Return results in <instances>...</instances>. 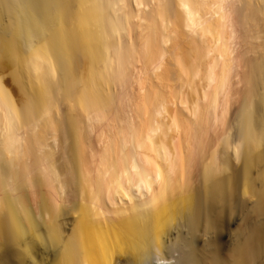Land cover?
I'll return each instance as SVG.
<instances>
[{
	"label": "bare ground",
	"instance_id": "6f19581e",
	"mask_svg": "<svg viewBox=\"0 0 264 264\" xmlns=\"http://www.w3.org/2000/svg\"><path fill=\"white\" fill-rule=\"evenodd\" d=\"M227 1L0 0V238L31 216L52 225V264L212 262L223 237L206 225L221 218L186 194L194 164L208 153L207 187L222 145L236 163L264 145V0H232L229 11ZM234 17L249 42V100L223 137L242 76ZM46 186L79 202L51 205L42 192L34 206ZM248 226L238 238L254 255ZM10 254L0 264H20Z\"/></svg>",
	"mask_w": 264,
	"mask_h": 264
},
{
	"label": "rangeland",
	"instance_id": "374dc122",
	"mask_svg": "<svg viewBox=\"0 0 264 264\" xmlns=\"http://www.w3.org/2000/svg\"><path fill=\"white\" fill-rule=\"evenodd\" d=\"M233 1L232 0L227 1V2H229V4L226 3V5L228 6L227 7L228 11H229V8L231 7V5L233 4ZM237 1L235 0V3H238ZM234 20L236 21L235 22V24H236L235 28H237V29L239 28L238 30H236L237 31L236 34H237L238 31L240 30V27H238L239 22L237 21L236 18ZM234 20H233V23H234ZM240 31H239L240 35L236 36V37L239 36L240 38L238 37L237 40L236 39L234 40L235 42L237 41L238 49L236 48L237 47L236 43H234V45H236V47L234 45L233 46L237 49L235 51L237 56L236 55L235 56L237 58L240 56L238 59H241V60H238V62H241L240 63L241 68L239 69L240 76L242 75L240 77L241 78V84L236 85L238 89H235V93L236 92L237 93L234 96V98L232 99L231 105L229 107L228 116L226 118L227 121L225 122L226 126H224L225 129L223 128V131L220 132L223 135V137L228 135L229 132L232 133L231 136H234L236 134V131H234L235 127L233 128V126H235L234 123L236 121L235 119L237 117V113L239 112L241 106L243 105V102H245L246 99L249 100V97H247V96H249V91H248L249 87L247 85H245V82H244V80H246V74H247V73L245 74V72H248V68L245 69L246 68L245 63H244L245 59L242 61V57L245 58L247 56V54H246L247 48L245 46V43L248 42V41H246L248 39L246 38V36H244V33H241ZM250 46L251 45L249 44V47ZM169 47H170V45H169ZM247 47H248V45H247ZM169 54H170V56L168 55V57L170 58L172 54L171 53H169ZM244 54H246V56ZM168 57L166 56L167 60L169 59ZM139 76H141V75H139ZM137 77L138 76H136L134 82L136 81V79L141 78V77H138V78ZM243 77H245V78H243ZM139 79H138V81H139ZM134 82L132 84L137 83V81H136V83H134ZM138 85L139 84L132 85L131 89L133 90V88H134L133 91L131 90L132 96H133V93L134 94L138 93V90H139ZM135 86H138V87H135ZM136 96H135V98H136ZM138 97H139V95H138ZM137 99L138 98H136V100ZM133 101L136 102L135 100H133ZM258 103H260V102H258ZM259 107L262 108V106L260 104H259ZM257 116H258V120L260 122H262L264 119V113H260L259 111H257ZM107 124H108V126H107ZM97 125L98 126L94 127L95 132L94 131L92 132V134L94 136L91 134V139L93 137V140H94L97 137L95 139V141L98 140V138L100 137V135L103 132L106 133L107 129L112 127V123H111V120H107V121H104L103 123L97 124ZM214 137H215L214 136V130L211 129V131L208 135V140H207V144H206L207 149H209ZM246 148L247 149H245L246 151L244 152V156H243L242 160L239 163H236L233 160H231V157H230L231 151L229 154H227L225 152L227 149L222 145L220 147V150L222 149L221 150L222 152H221V156H220L221 160L219 161V165L217 168L218 173L216 176H214L213 180L207 185V187H203V185H201L202 182H201L200 176H201V172L203 170L204 164L206 163L205 161L207 159L208 153L205 154L202 159L199 158L200 159V160L198 159L199 162H196L197 165H196V163L194 164V167L195 166L196 167L195 168L193 167L194 171L192 173H194V174H193L192 183L190 184L191 186L189 187L186 194L189 195V197L192 201L203 202L204 200H206V201L210 202L211 204H213V207L216 206L215 207L216 209L214 208L213 211L216 213L217 217L219 216V219L220 218L222 219V220L218 219L219 221L217 220L218 222H215L214 224L208 223L206 225V229L209 232H211L212 235H214L215 239H216L217 235H218V237H220V235H221V237H223L222 238L223 241L221 242V244L216 243L217 239L215 240L216 242L214 241L215 244H213L214 246H212L213 251H214L213 252L214 256L210 259V260H212L213 263L211 262L210 264H232V263L233 264H236V263H239V264L240 263L241 264H243V263L244 264H264V145L259 150H253V149H250L249 147H246ZM228 160H229V162H228ZM53 190L54 189H52L51 186L50 187L46 186V187H41L40 189H36L35 194L40 193V195L34 196L36 204H33V203L32 204L34 206H36L37 204L40 203V200H41L40 197H41L42 192L50 200L49 202L51 205H56L58 202H59L58 204H62V202H63L64 205L68 206L71 204V202L72 203L79 202V198L77 200V198L76 197L74 198L73 195L70 196L71 193L67 190H66L67 191L66 193L67 194L70 193V194H68V196H66L65 192H62L63 197L61 195H59L61 191H55V190L53 191ZM61 197H62V199H61ZM55 198H56V200H55ZM32 199H33V197H32ZM32 199L30 198V200L33 202L34 199L33 200ZM55 201H56V203H55ZM26 202H29V200H27ZM69 202H70V204H69ZM239 203H240V205L243 204V206H241V208L243 207L244 209L239 208L240 210L236 211L234 209L235 210L234 211L233 207L237 206V204H239ZM62 206H63V204H62ZM245 206H248V208H245ZM233 213H234V215H233ZM224 217H226V218H224ZM252 220H253V226L251 227L252 228L251 230L253 231V237H252L253 240L252 241H253V246L255 248L253 250L252 254H254V255L246 254V251H245L246 246L245 245H247V240L244 238L245 241L244 240L240 241L238 238V236L240 234H243L242 233L243 230H245L244 234L247 231L248 232L250 231V228L248 225H249V222ZM14 221H15V222H13L14 234H12V238L11 239L9 237L4 238L2 236H1L2 238H0V244L3 245V247L0 248V255H2L3 252L8 253V254L11 253L10 256H11V259L13 258L12 259L13 263L52 264V262H54L53 257H54V254L56 253L55 252L57 249L56 247L58 245H56L57 243L54 242L55 239H52V237H53L52 233L53 232L50 231L51 230L50 227L52 226L51 223L50 222H43V220L40 219L39 220L40 223L38 221V224L36 222V225H35V222H34L35 220H33V217L30 216V218H29L28 216H25V220L23 219V222L21 221L22 222L21 226L23 223H24L23 228L25 226V228L23 229V228H20L21 226L18 227L20 222L16 223V220H14ZM16 224H17V226H16ZM49 224H50V227H49ZM48 227L50 229H48ZM65 228L67 229L66 231H68L70 229V225H68V224L65 225ZM46 229H48V231L52 232V233H48ZM22 230H24V231H22ZM39 230H41V232L42 231L43 232L41 233ZM44 232H47L48 235L46 233L47 236H45ZM42 234H43V236H42ZM44 237H46V238H44ZM229 237H230V242H228ZM10 240H11V242H10ZM231 240L234 242L231 243ZM240 242H242V243H240ZM243 242H246V243H243ZM6 246L10 247V248H7ZM229 246H230V248H229ZM235 250H237L238 252L236 253ZM229 251L232 254H233V252L236 253V254H233V255H236V257H238L240 255L239 257H241V258L235 257L234 258L235 261L236 260L238 261L239 259L240 260L238 262L236 261V263H234L233 262L234 260L232 258L229 259L232 256V255L229 256L231 254ZM4 253H3V255H4ZM213 253L211 255H213ZM215 253L217 256L215 255ZM237 254H238V256H237ZM211 255H209V256L211 257ZM226 255H227V257L228 256L229 257L228 258L225 257ZM12 256H14V257H12ZM16 258L17 259L20 258V259L17 260ZM222 258H224V259H222ZM228 259L230 261L232 260V263L228 262L229 261Z\"/></svg>",
	"mask_w": 264,
	"mask_h": 264
}]
</instances>
